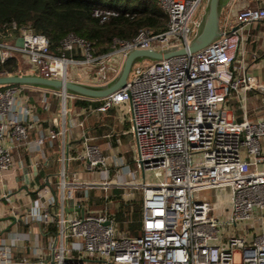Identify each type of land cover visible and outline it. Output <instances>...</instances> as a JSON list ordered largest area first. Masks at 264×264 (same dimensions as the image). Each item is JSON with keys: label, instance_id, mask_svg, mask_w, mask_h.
<instances>
[{"label": "built area", "instance_id": "1", "mask_svg": "<svg viewBox=\"0 0 264 264\" xmlns=\"http://www.w3.org/2000/svg\"><path fill=\"white\" fill-rule=\"evenodd\" d=\"M208 1L157 0L168 16L165 31L140 29L132 40L115 39L110 52L101 55H96L91 42L72 34L62 42V54L55 55L45 35L13 23L0 27V64L16 58L26 72L69 80L73 66L100 68L115 56L124 61L135 49L181 48L198 34ZM258 1L257 7L224 11L222 36L208 47L137 64L126 87L103 99L99 112L130 105L142 182H128L125 177L134 173L122 165H116L112 177L106 157L93 138L84 134V151L76 158L86 163L88 171L100 169L103 180L84 186L65 179L59 183L62 205L74 197L76 187L105 191L106 200L113 189L124 190L127 199L130 191L141 190V232L119 234L107 213L66 218L45 206L35 207L31 216L59 228L49 243L50 259H44V248L36 247V260H14L12 251L24 239L16 235L0 237V264H51L52 260L54 264H87V258L109 264H264V231L255 232L253 224L256 211L264 210V118L245 116L237 121L223 113L228 98L236 95L246 102L248 92L263 88L258 77L247 74L243 66L246 31L264 22V0ZM119 14L94 10L101 23ZM19 39L22 46L17 45ZM28 89L0 87V191L4 198L7 193L2 188L13 166L8 144H25L33 128L23 113ZM77 126L84 127L83 123ZM50 136L56 138L57 133ZM71 159L66 155L65 164ZM148 173L157 181L147 180Z\"/></svg>", "mask_w": 264, "mask_h": 264}, {"label": "crops", "instance_id": "2", "mask_svg": "<svg viewBox=\"0 0 264 264\" xmlns=\"http://www.w3.org/2000/svg\"><path fill=\"white\" fill-rule=\"evenodd\" d=\"M243 5L257 7L259 1L232 0L224 11L235 12L243 9L245 7ZM246 36L244 70L247 74L258 77L263 88L260 91L248 92L246 102L233 95L223 104L224 115L237 121H242L245 116L250 120L264 118V22L248 27ZM253 39L256 41L253 42ZM114 60L120 65L123 63L121 56H115ZM115 73L117 72L114 71L110 79L116 77ZM110 79L107 75L106 79H103L102 74H93L90 81L107 83ZM25 95L28 100L23 113L33 128L25 144L15 145L14 141L8 144L12 147L13 166L2 188L7 197L4 198L0 191V219L11 216L17 219L15 223L12 220L0 222V237L7 239L17 235L24 238L20 247L13 249V259L36 260V247L44 248V259H50L49 243L59 228L56 225V233H47L50 224L31 216L35 207L45 206L53 214L64 213L66 218L83 215L85 212L107 213L114 220L117 232L124 234L118 231L115 214L121 205L133 202L139 195L143 201L141 190L130 191L132 195L127 199L124 190L113 189L108 192L109 199L106 200L105 191L76 187L74 197L66 198L62 205L58 185L63 179L77 186L100 183L103 180L100 169L88 171L86 163L76 158L84 151V134L93 138L92 143L106 157L107 163L113 156L114 161L108 163L112 177L117 170L116 165H122L121 168L125 167L134 173L133 177L130 175L125 177L128 182L139 183L144 180L143 172L136 166L137 144L132 132L129 103L113 107L106 112H99L98 108L103 100H89L101 101V104L96 108L92 106L86 108L76 104L78 97L65 98L60 92L29 87ZM78 123H83L84 127L77 126ZM52 132L57 133L56 138H51ZM101 139L106 141L104 142L106 146L102 149L99 144ZM41 140L43 142H40ZM118 144L126 147V158L113 152L112 155L103 153L104 150H112ZM262 150L264 153V139ZM68 154L72 159L67 165L64 160ZM55 185L56 194L53 192ZM24 187H28V190ZM253 224L255 232L264 231V210L256 211ZM8 227H11L10 230L3 233ZM86 261L87 264H109L99 258H87Z\"/></svg>", "mask_w": 264, "mask_h": 264}, {"label": "trees", "instance_id": "3", "mask_svg": "<svg viewBox=\"0 0 264 264\" xmlns=\"http://www.w3.org/2000/svg\"><path fill=\"white\" fill-rule=\"evenodd\" d=\"M97 8L120 14L101 23L94 15ZM13 23L45 35L55 55L62 54V42L71 34L91 42L96 55H101L110 52L115 39L132 40L140 29H152L155 33L165 31L168 16L157 0H0V27ZM24 72L26 70L16 58L0 64V75ZM76 104L96 108L101 101L77 98ZM56 188L57 185L53 187L55 194ZM115 219L119 232L130 236L139 234L142 227L141 195L129 204L121 205ZM56 232V224H50L47 233Z\"/></svg>", "mask_w": 264, "mask_h": 264}, {"label": "water", "instance_id": "4", "mask_svg": "<svg viewBox=\"0 0 264 264\" xmlns=\"http://www.w3.org/2000/svg\"><path fill=\"white\" fill-rule=\"evenodd\" d=\"M231 1L232 0L208 1L205 8L203 23L199 32L187 46L166 51L152 49H135L130 51L126 55L118 75L104 85L87 84L58 78H47L34 71H28L12 75H0V87L26 86L60 92L65 98L67 96H73L87 100H103L126 87L130 74L137 64L147 61H163L172 57L186 55L188 53H196L217 41L222 36V15L224 10L230 5ZM17 45L22 46L23 40L19 39ZM24 189L28 190V187H24ZM9 220H12L13 223H15L17 219L16 217L11 216L0 219V222ZM19 220L21 221L22 219L20 218ZM11 227L6 228L3 233L8 232ZM51 264H54L53 260L51 261Z\"/></svg>", "mask_w": 264, "mask_h": 264}, {"label": "rangeland", "instance_id": "5", "mask_svg": "<svg viewBox=\"0 0 264 264\" xmlns=\"http://www.w3.org/2000/svg\"><path fill=\"white\" fill-rule=\"evenodd\" d=\"M245 6V5H243ZM248 7V6H245ZM243 7V8H245ZM256 40L253 39V42H255ZM115 57L109 58L108 60H106V62L104 63L103 67H98V66H86V67H71V74H70V78L69 80L72 81H77V82H82V83H87V84H94V85H104L106 84V82H94V81H90L91 75L93 74H99L100 73L107 75L110 79V77L114 74V71H116L117 73L116 76L118 75V73L121 70V66L118 62H116ZM24 65H22L23 67ZM25 68V67H23ZM25 70V69H24ZM113 79V78H112ZM112 79L108 80L107 82L111 81ZM69 109V108H68ZM104 140L101 139V141L99 142L100 144V149L104 148L106 145L104 144ZM98 144V145H99ZM108 147V146H107ZM126 147H124L123 145L118 144L117 146H115L112 150H104V154L107 155L106 153H110V155H112V152L115 154H118L121 157L126 158L127 153H126ZM129 151V150H128ZM132 151V150H131ZM113 156L111 157V160H109L108 163H110V161H114L112 160ZM134 169L136 168V166L133 167ZM147 180L149 181H157V179L155 178L154 174L148 173L147 174ZM225 200H227V197L224 198ZM114 211V210H113ZM225 232H228V229L225 230ZM239 255H236V259H239ZM98 264V263H96Z\"/></svg>", "mask_w": 264, "mask_h": 264}]
</instances>
